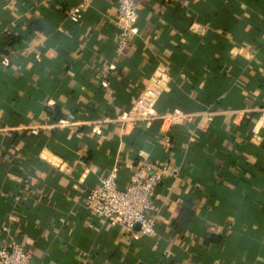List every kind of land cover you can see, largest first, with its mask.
I'll use <instances>...</instances> for the list:
<instances>
[{"label":"crops","instance_id":"crops-1","mask_svg":"<svg viewBox=\"0 0 264 264\" xmlns=\"http://www.w3.org/2000/svg\"><path fill=\"white\" fill-rule=\"evenodd\" d=\"M80 2L0 0V247L21 241L30 264H264V0H138L121 55L117 5L71 19ZM158 72L157 118L125 130ZM145 158L180 171L156 189L158 233L136 237L85 199Z\"/></svg>","mask_w":264,"mask_h":264},{"label":"built area","instance_id":"built-area-1","mask_svg":"<svg viewBox=\"0 0 264 264\" xmlns=\"http://www.w3.org/2000/svg\"><path fill=\"white\" fill-rule=\"evenodd\" d=\"M96 0H81L74 6L69 17L74 20L82 19L84 12ZM117 5V30L114 34L116 54L121 55L129 47L137 33V20L139 18L138 0H109ZM105 76V75H104ZM165 88L162 75L156 73L147 87L138 95L132 109L128 114L119 116L125 124L136 126L144 123L150 126L157 118L155 104ZM214 119V113H207ZM171 117L179 119H192L189 114H174ZM79 123L74 113L60 117L45 127H67ZM7 133L12 129H5ZM121 166L113 165L110 171L101 179L99 187L92 188L85 199L86 206L103 216L105 219L117 223L126 233L140 237L152 236L158 233V221L161 207L156 203L155 193L157 187L165 182L175 179L179 174V167L168 163L154 162L148 158L132 172L129 180L122 185L120 181ZM32 253L18 240L4 242L0 247V264H30Z\"/></svg>","mask_w":264,"mask_h":264},{"label":"trees","instance_id":"trees-1","mask_svg":"<svg viewBox=\"0 0 264 264\" xmlns=\"http://www.w3.org/2000/svg\"><path fill=\"white\" fill-rule=\"evenodd\" d=\"M9 39H10V41L8 43H6V44H13L14 42L20 40L21 36H19V35L18 36H13V38H12L11 35H10V37H8V40ZM1 44L4 45L5 43H1Z\"/></svg>","mask_w":264,"mask_h":264}]
</instances>
